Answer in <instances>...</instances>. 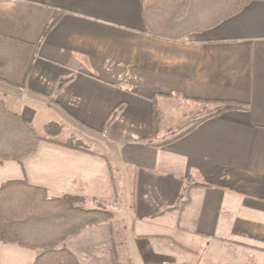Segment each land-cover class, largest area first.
<instances>
[{
  "label": "crops",
  "instance_id": "1",
  "mask_svg": "<svg viewBox=\"0 0 264 264\" xmlns=\"http://www.w3.org/2000/svg\"><path fill=\"white\" fill-rule=\"evenodd\" d=\"M142 9V0H0V97L37 133L56 123L95 145L41 142L0 162V188L25 181L111 212L66 241L83 264H264V0L181 41L152 37ZM154 100L160 131L175 100L188 111L197 100L247 110L150 144ZM200 182L212 187L191 188L180 210ZM40 253L0 242V264H35Z\"/></svg>",
  "mask_w": 264,
  "mask_h": 264
},
{
  "label": "trees",
  "instance_id": "2",
  "mask_svg": "<svg viewBox=\"0 0 264 264\" xmlns=\"http://www.w3.org/2000/svg\"><path fill=\"white\" fill-rule=\"evenodd\" d=\"M253 0H142V17L148 33L158 39L181 41L193 34L204 33L243 11ZM56 15L52 28L59 21ZM67 81L60 84V88ZM205 108L201 116L182 137L202 122L247 106L234 101L197 100ZM153 133L143 142L152 143L160 132L161 112L154 100ZM118 110L114 116L120 112ZM46 134L61 133L52 123ZM54 142L39 135L19 114L8 109L0 97V162L20 161L33 155L41 142ZM68 147L82 149L72 143ZM212 187L207 183L188 184L180 210L190 201V189ZM81 197L65 195L50 198L44 188L25 181H11L0 188V242L40 251L35 264H83L65 247L66 241L86 228L108 222L113 214L105 209H89Z\"/></svg>",
  "mask_w": 264,
  "mask_h": 264
},
{
  "label": "rangeland",
  "instance_id": "3",
  "mask_svg": "<svg viewBox=\"0 0 264 264\" xmlns=\"http://www.w3.org/2000/svg\"><path fill=\"white\" fill-rule=\"evenodd\" d=\"M166 109L169 111V113L167 111L164 113L163 111L164 115H166L168 118H171L172 116L173 121L172 122L166 121L164 123L166 128L160 131L159 133L160 135L158 136L157 140H161V138L170 139L176 137L177 135L183 134L185 131L188 130L189 126L191 127L199 118H201V116H203L206 113L208 108H205L204 105H198V106L195 105L192 111H188V103L186 102L182 103L175 100L172 101L170 103V106H167ZM60 127H61V133L54 132L52 133V135L46 134L45 129L37 128V131L39 135L51 137L52 139L66 140V138L68 137L70 138L68 139L70 143L76 146H81L84 149H89V148L91 149L95 147V145L93 146V144L87 143V139L82 132L76 130L72 131L68 128L63 129L61 125ZM84 206L86 207L85 202H84Z\"/></svg>",
  "mask_w": 264,
  "mask_h": 264
}]
</instances>
